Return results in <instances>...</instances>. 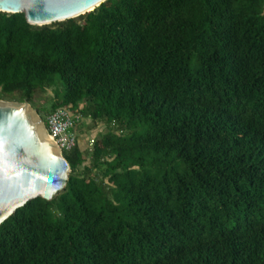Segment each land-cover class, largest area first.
<instances>
[{"label": "trees", "instance_id": "obj_1", "mask_svg": "<svg viewBox=\"0 0 264 264\" xmlns=\"http://www.w3.org/2000/svg\"><path fill=\"white\" fill-rule=\"evenodd\" d=\"M0 101L76 133L65 188L0 224V264H264V0L0 13Z\"/></svg>", "mask_w": 264, "mask_h": 264}, {"label": "water", "instance_id": "obj_2", "mask_svg": "<svg viewBox=\"0 0 264 264\" xmlns=\"http://www.w3.org/2000/svg\"><path fill=\"white\" fill-rule=\"evenodd\" d=\"M107 0H0V13L23 14L28 24L50 25L92 12ZM70 168L27 103L0 101V224L35 198L51 200Z\"/></svg>", "mask_w": 264, "mask_h": 264}, {"label": "built area", "instance_id": "obj_3", "mask_svg": "<svg viewBox=\"0 0 264 264\" xmlns=\"http://www.w3.org/2000/svg\"><path fill=\"white\" fill-rule=\"evenodd\" d=\"M46 134L61 151L70 150L76 142L73 116L68 110H57L44 122Z\"/></svg>", "mask_w": 264, "mask_h": 264}, {"label": "rangeland", "instance_id": "obj_4", "mask_svg": "<svg viewBox=\"0 0 264 264\" xmlns=\"http://www.w3.org/2000/svg\"><path fill=\"white\" fill-rule=\"evenodd\" d=\"M56 86H58V82H57V85ZM50 97H52V92L50 90H46L44 93H38L35 96V98H34L36 108L40 109L41 107H44L45 104H48V100H49ZM33 110L35 111L36 109H33ZM98 130L105 131V128H104V126H101L100 125V126H98V128L96 130L93 131V133L96 132V131H98ZM86 134H87L86 130L85 129H82L81 130V136L79 138V144H80V146H81L82 149L88 147L87 145H88V139L89 138H88V136H86Z\"/></svg>", "mask_w": 264, "mask_h": 264}, {"label": "bare ground", "instance_id": "obj_5", "mask_svg": "<svg viewBox=\"0 0 264 264\" xmlns=\"http://www.w3.org/2000/svg\"><path fill=\"white\" fill-rule=\"evenodd\" d=\"M48 136V135H47Z\"/></svg>", "mask_w": 264, "mask_h": 264}]
</instances>
